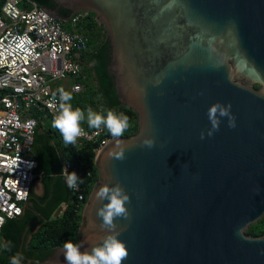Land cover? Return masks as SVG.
I'll use <instances>...</instances> for the list:
<instances>
[{
	"label": "water",
	"instance_id": "water-1",
	"mask_svg": "<svg viewBox=\"0 0 264 264\" xmlns=\"http://www.w3.org/2000/svg\"><path fill=\"white\" fill-rule=\"evenodd\" d=\"M53 1L72 11L66 20L96 14L112 48L118 99L139 121L136 134L96 155L81 252L110 234L96 214L108 201L95 193L119 183L130 196L129 218L115 220L129 250L123 264H264V235L247 233L264 218V0ZM216 103L231 104L236 127L221 118L208 136ZM148 138L152 149L142 146ZM120 148L123 160L115 159ZM33 187L43 194L41 181ZM28 263L67 264L63 247Z\"/></svg>",
	"mask_w": 264,
	"mask_h": 264
},
{
	"label": "built area",
	"instance_id": "built-area-1",
	"mask_svg": "<svg viewBox=\"0 0 264 264\" xmlns=\"http://www.w3.org/2000/svg\"><path fill=\"white\" fill-rule=\"evenodd\" d=\"M0 1L1 237L6 221L19 217L26 208L36 179L33 129L39 120L33 113L39 110L54 117L58 109L48 101L58 95L59 88L72 96L84 92L80 79L90 51L91 29L102 24L91 11H77L68 20L55 19L31 0ZM84 130L88 135L77 142H96L103 133L102 127ZM111 140L102 139L97 153ZM63 163L69 172L71 165ZM73 190L80 191V185ZM78 199L82 203L86 196L80 194Z\"/></svg>",
	"mask_w": 264,
	"mask_h": 264
},
{
	"label": "trees",
	"instance_id": "trees-1",
	"mask_svg": "<svg viewBox=\"0 0 264 264\" xmlns=\"http://www.w3.org/2000/svg\"><path fill=\"white\" fill-rule=\"evenodd\" d=\"M31 1L49 10H57L58 7L53 0ZM1 8L2 1H0V10ZM71 13L72 11L64 8L60 10L63 19L68 18ZM102 30L106 31L103 25L91 29L90 51L86 55L84 72L80 79L84 85V92L73 95L70 103L73 108L79 107L85 113L88 107L105 116L106 110H113L117 114L124 113L130 118V127L121 137H130L138 132V115L123 106L118 99L114 88V77L108 70L112 59V48L107 36L94 48L95 37ZM33 115L39 120L33 145V158L38 163L35 183L41 181L44 192L42 195H37L33 187L29 199L33 205L32 210L25 209L22 216L8 219L4 224L0 237V264H10L11 256L16 253L21 254V248L26 257V259L23 258L22 264H29L28 259L40 262L47 260L66 242L78 244L83 208L99 180L95 158L100 141L104 138H117L102 126L103 133L96 142L66 144L60 132L53 127L54 117L39 110H36ZM82 126L90 131L95 130L88 128L86 122ZM61 154L64 155L65 162L71 165L69 173L75 172L82 180V182L77 181L80 185L78 192L67 185L66 177L63 175L64 163L61 160ZM88 173H91V176ZM80 194L86 196L82 203L78 199ZM62 206H66L63 214L53 219ZM39 218H41L40 221L35 223ZM248 230L253 236L264 234V219ZM8 241L12 244L11 251L4 249V244Z\"/></svg>",
	"mask_w": 264,
	"mask_h": 264
},
{
	"label": "clouds",
	"instance_id": "clouds-1",
	"mask_svg": "<svg viewBox=\"0 0 264 264\" xmlns=\"http://www.w3.org/2000/svg\"><path fill=\"white\" fill-rule=\"evenodd\" d=\"M23 42L24 38H19ZM58 95L54 94L48 101L50 107L57 108L53 119V127L57 129L63 137L66 144L75 145L77 140L85 137L88 133L82 126L87 123L90 129H101L105 127L113 137H121L124 132L130 127L129 116L124 113L117 114L113 110H106V116L102 113L94 111L91 107L87 108V112L81 108H73L70 101L73 99L70 92H66L63 88L57 90ZM231 104L227 106L216 103L208 110V119L211 123V128L207 135L212 136L219 131L221 118L228 119V127H236V118L231 113ZM201 139L205 138L202 132ZM156 141L153 138L144 139L142 146L148 149L154 148ZM119 147V145H118ZM112 155L111 153L109 154ZM115 159H125L124 149L115 155ZM63 175L66 177V182L69 188H77V181L82 180L75 172L69 173L67 168L63 170ZM97 201H108L103 204L97 211V217L102 220L101 227L108 233L99 246L92 247L91 251L81 252V245L74 244L69 241L63 245V253L67 264H123L129 256V250L125 242L121 241V230L115 223L117 218H129V212L126 204L130 203V196L126 190L117 183L114 187L104 185L100 187L95 193ZM11 241L4 244V249L11 251ZM23 256L16 253L11 256L10 264H22Z\"/></svg>",
	"mask_w": 264,
	"mask_h": 264
},
{
	"label": "rangeland",
	"instance_id": "rangeland-1",
	"mask_svg": "<svg viewBox=\"0 0 264 264\" xmlns=\"http://www.w3.org/2000/svg\"><path fill=\"white\" fill-rule=\"evenodd\" d=\"M106 36H107V31H105V30H102V31H100L99 33H98V35H97V37H95V46H94V48H96L97 47V45L99 44V43H101L105 38H106ZM70 82V81H69ZM69 82H65V83H63V85H68L69 84ZM63 207V211L61 212V213H59L58 211L55 213V215L53 216V219H55V218H58V217H60L62 214H63V212L65 211V209H66V206H62ZM82 217H83V213H82ZM264 219V218H263ZM261 221V220H260ZM259 221V222H260ZM82 224H83V220H82V222H81V226H82ZM258 224V223H257ZM256 225V224H255ZM81 226H80V228H81ZM253 226V225H252ZM247 233L248 234H250L249 233V230L247 231ZM251 235V234H250Z\"/></svg>",
	"mask_w": 264,
	"mask_h": 264
},
{
	"label": "flooded vegetation",
	"instance_id": "flooded-vegetation-1",
	"mask_svg": "<svg viewBox=\"0 0 264 264\" xmlns=\"http://www.w3.org/2000/svg\"><path fill=\"white\" fill-rule=\"evenodd\" d=\"M61 8H62V7H59V6H58V7H57V10H56L59 16H61V14H60V10H61ZM32 206H33L32 203L29 202V203H28V206L26 207V210H27V209L32 210ZM24 213H25V212H24ZM24 213H23V214H24ZM39 217H40V216H39ZM40 219H41V218H39L38 220H36L35 223L38 222V221H40ZM33 224H34V222H33ZM38 228H39V226L37 227V229H38ZM262 235H264V234H262Z\"/></svg>",
	"mask_w": 264,
	"mask_h": 264
},
{
	"label": "crops",
	"instance_id": "crops-1",
	"mask_svg": "<svg viewBox=\"0 0 264 264\" xmlns=\"http://www.w3.org/2000/svg\"><path fill=\"white\" fill-rule=\"evenodd\" d=\"M70 84V83H69Z\"/></svg>",
	"mask_w": 264,
	"mask_h": 264
}]
</instances>
